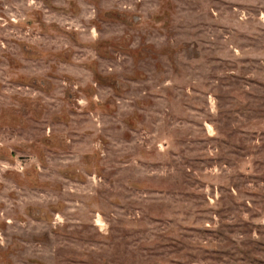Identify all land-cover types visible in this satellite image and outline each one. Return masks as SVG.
<instances>
[{"label":"rangeland","instance_id":"1","mask_svg":"<svg viewBox=\"0 0 264 264\" xmlns=\"http://www.w3.org/2000/svg\"><path fill=\"white\" fill-rule=\"evenodd\" d=\"M0 264H264V0H0Z\"/></svg>","mask_w":264,"mask_h":264}]
</instances>
